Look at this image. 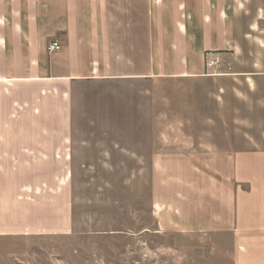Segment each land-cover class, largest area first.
<instances>
[{
    "label": "crops",
    "instance_id": "1",
    "mask_svg": "<svg viewBox=\"0 0 264 264\" xmlns=\"http://www.w3.org/2000/svg\"><path fill=\"white\" fill-rule=\"evenodd\" d=\"M226 3L0 0V242L76 232L75 164L100 160L103 143L80 132L126 129L99 121L111 101L83 121L85 93L102 83L129 90L134 103L118 97L116 113L136 108L125 125L145 132L133 152L149 164L140 190L150 217L136 221L138 242L165 234L210 264H264V139L248 150L198 144L187 110L159 108L160 81L193 83L206 77L208 52L232 48ZM56 40L61 49L50 51ZM170 130L183 135H157Z\"/></svg>",
    "mask_w": 264,
    "mask_h": 264
},
{
    "label": "rangeland",
    "instance_id": "2",
    "mask_svg": "<svg viewBox=\"0 0 264 264\" xmlns=\"http://www.w3.org/2000/svg\"><path fill=\"white\" fill-rule=\"evenodd\" d=\"M226 8L232 48L223 56L221 74L207 77L205 70L206 77L193 83L160 81L159 108L160 111L187 110L183 120L192 123L188 133L197 138L198 144L212 141L221 143L216 147L221 150H248L250 139L254 144L264 139V0H227ZM143 88L150 90L149 86ZM128 92V89L103 87L101 83L85 93L87 106L82 112L83 121L88 119L86 125L97 116L95 112L101 115L103 106L111 101L115 104L113 114L101 115L99 121L110 117L118 128L126 129L80 132L81 138L103 143L94 149L100 160L83 162L80 156L75 164L76 232L65 238L40 236L0 242V264H210L214 261L202 258L204 251L184 249L182 238L160 234L148 238L144 245L135 238L139 230L137 219L140 224L141 219L145 223L150 217V198L140 190L147 181L141 182L146 173L141 175L140 170L143 167L148 174L149 164L137 162L133 155L134 142L145 132L135 131L133 124L125 125L135 121L136 108H130L131 115L127 116L116 113L118 97H127L134 103V96ZM168 117L160 115V121L167 123ZM157 135L181 137L183 132L159 131ZM118 143L122 145L121 151L115 146ZM197 148L214 149L199 145Z\"/></svg>",
    "mask_w": 264,
    "mask_h": 264
},
{
    "label": "built area",
    "instance_id": "3",
    "mask_svg": "<svg viewBox=\"0 0 264 264\" xmlns=\"http://www.w3.org/2000/svg\"><path fill=\"white\" fill-rule=\"evenodd\" d=\"M61 49V43L54 41L49 45L50 51H57ZM223 56L215 52H208L205 57V70L207 75H219Z\"/></svg>",
    "mask_w": 264,
    "mask_h": 264
}]
</instances>
